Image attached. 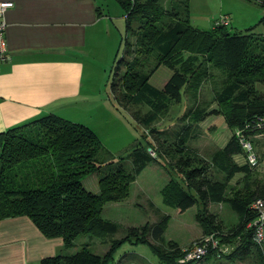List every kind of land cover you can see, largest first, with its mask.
I'll use <instances>...</instances> for the list:
<instances>
[{
	"label": "trees",
	"instance_id": "1",
	"mask_svg": "<svg viewBox=\"0 0 264 264\" xmlns=\"http://www.w3.org/2000/svg\"><path fill=\"white\" fill-rule=\"evenodd\" d=\"M115 2L125 24L121 39L124 52L115 61L110 84L118 111L125 110L126 105L147 107L145 114L133 113L132 118L156 133L151 126L158 116L168 109L170 102L178 103L188 88L199 91L202 81L210 77V69L221 74V88L215 93L217 109L209 113L197 106L187 110L184 120L181 119L187 123L172 132L170 144L163 142L155 147L148 142L146 147L155 150L156 158L147 148L132 150L129 170L124 167L123 158L99 161L97 156L103 147L98 137L82 124L56 115H46L0 133V220L25 216L46 238H61L64 248L72 247L80 236L111 237L118 227L101 218L103 206L125 200L136 177L149 164L163 160L164 168L175 173L179 181H168L160 191L162 202L180 212L196 207V220L203 233L218 232L219 236L215 234L213 238L219 245L236 247L225 254L210 246L201 262L213 256L214 260L223 258L234 263L254 253L250 264H264V253L253 241V228L246 229L257 217L250 204L264 199V182L245 181L241 188L230 185L237 174L243 173L248 179L254 171L247 164L233 162L232 156L243 152L238 141L232 135L225 147L212 156L211 165L222 174L219 179L210 177L209 165L186 146L208 115L222 116L232 131L246 126L250 129L264 117V32L255 34L253 27L244 33L229 32L223 26L201 32L190 24L188 0H176V7L172 1L167 10L161 0ZM259 5L264 10V0ZM258 24L264 27V13ZM129 34L135 38L132 44L127 39ZM149 56L154 66L163 65L172 71L162 89L149 83L153 68L142 70L150 65V59L146 60ZM121 67L124 72L120 76ZM91 174L99 177L97 194L87 191L81 183ZM219 202L227 203L238 215V223L225 235L208 213V206ZM167 223L166 216L155 226L142 228L140 233L136 228L128 229L124 239L112 240L102 256L93 254L84 244L76 254L43 258L39 264H113L116 252L125 243L147 245L160 264H196L178 262L184 252L176 242L164 243L163 250L143 237V233L150 234L154 240L164 242L162 234Z\"/></svg>",
	"mask_w": 264,
	"mask_h": 264
},
{
	"label": "rangeland",
	"instance_id": "2",
	"mask_svg": "<svg viewBox=\"0 0 264 264\" xmlns=\"http://www.w3.org/2000/svg\"><path fill=\"white\" fill-rule=\"evenodd\" d=\"M176 0H161L164 9H169V4ZM100 11L103 14H109L113 18V23L109 22L112 37L100 43L97 47L96 59L93 62L85 63L83 78V92L87 94V101L80 107V110L63 115L68 121L89 128L100 140L103 150L98 154L99 161H108L113 159L117 161L123 158L124 167L129 170L131 167L130 154L135 148H147L148 142H152L155 147H159L163 142L170 144L172 132L183 124L182 117L187 110L197 106L199 109H205L208 113L217 109L215 102V93L221 88V74L219 70L210 69L209 76L200 84L199 91H193L188 88L182 99L178 102H170L168 109L158 116L157 121L151 126L156 129V133H151L150 128H144L138 125L132 118L133 113L145 114L147 107L126 105L125 110L118 111V103L110 89L113 80V69L115 61L119 59L124 52L123 37L125 24L121 17V9L115 0H98ZM261 0H188V16L193 28L201 32H210L213 25L222 16L229 17V32H242L253 27L255 34H262L264 27L258 24L264 10L260 7ZM166 22L167 19L165 18ZM220 27V26H219ZM116 31V36L115 32ZM122 39V40H121ZM128 41L132 44L135 38L129 34ZM116 58V59H115ZM152 57H147L151 63L142 70L146 72L148 68H153L150 73L149 83L157 89H162L172 75V71L163 65L154 66L155 62ZM122 68V67H121ZM150 71V70H149ZM124 68L120 69V76ZM118 80V79H117ZM191 85H193L192 81ZM80 111V112H79ZM79 112V113H78ZM78 113V114H77ZM62 118V117H61ZM204 121L197 126L193 137L186 144L189 152L196 155L203 162L209 165L207 174L212 178L219 179L221 173L211 165L212 156L219 150L223 149L230 137L239 129L230 130L222 116L208 115ZM184 120V119H182ZM188 124L189 121H188ZM194 127L196 125H193ZM160 132V133H159ZM167 133V134H166ZM163 134V135H162ZM145 135V136H144ZM235 137V136H234ZM252 139L253 148L258 156V166L254 168L248 179L243 174H237L231 181L230 185L241 188L247 181L264 182V140ZM160 150V148H159ZM147 152L156 158L155 150L147 148ZM233 162L237 165H246L243 152L232 156ZM168 160V159H167ZM171 163V162H170ZM165 162L159 160V163L149 164L130 185L129 195L125 200L120 202H111L103 206L101 218L115 223L118 227L116 234L111 237L102 238L95 236L89 239L88 236H80L74 241L70 248L57 251V254L73 255L80 251L84 244L88 245L90 251L102 256L109 247L112 240H123L128 229L136 228L140 233L142 228L155 226L160 223L162 217L168 218L167 226L164 229L162 238L164 242L154 240L150 234L144 235L145 240L157 247L165 249L164 243L173 241L178 244L181 250H192L194 244L202 243L206 239L219 236V233L204 234L203 229L196 220V207H191L184 212L166 206L162 202L160 191L165 187L170 179L179 181L175 173L168 172L164 166ZM167 165V163H166ZM166 167V166H165ZM168 167V166H167ZM166 167V168H167ZM244 178H243V175ZM98 175L91 174L81 180L83 187L94 194L98 193ZM247 179V180H246ZM208 213L215 218V224L219 225L220 232L225 235L229 229L238 223L237 213L230 208L227 203L219 202L210 204ZM248 227V225H247ZM246 229H249V227ZM145 230V232H146ZM219 230V229H218ZM144 232V231H143ZM221 244L218 248L224 249L225 254H229L235 246ZM236 248V247H235ZM210 249V245L207 252ZM264 247L260 250L264 253ZM218 253V252H216ZM222 253V252H221ZM255 254H250L243 261L231 263L223 258L208 257L205 262L196 261V264H250ZM183 259V258H182ZM181 260H178L180 263ZM38 264V263H30ZM113 264H160L157 257L151 253L149 247L144 245L123 244L115 254Z\"/></svg>",
	"mask_w": 264,
	"mask_h": 264
},
{
	"label": "crops",
	"instance_id": "3",
	"mask_svg": "<svg viewBox=\"0 0 264 264\" xmlns=\"http://www.w3.org/2000/svg\"><path fill=\"white\" fill-rule=\"evenodd\" d=\"M1 1L13 7L5 13L0 133L80 110L89 101L83 92L85 63L95 61L97 47L112 37L113 18L101 13L98 0ZM60 248L65 250L61 238H46L25 216L0 220V264H39L62 255Z\"/></svg>",
	"mask_w": 264,
	"mask_h": 264
},
{
	"label": "built area",
	"instance_id": "4",
	"mask_svg": "<svg viewBox=\"0 0 264 264\" xmlns=\"http://www.w3.org/2000/svg\"><path fill=\"white\" fill-rule=\"evenodd\" d=\"M12 7L13 3L10 1L0 2V63L7 60V56L5 55L6 44L4 38L6 29L5 13ZM229 23V17L222 16L215 22L213 27L228 26ZM248 128L249 126H246L244 129L237 130L234 136L243 151L247 165L254 169L259 163L258 156L252 145V139H257L258 137L259 139L264 138V117L259 119L250 129ZM245 129L249 131V134H245ZM249 208L257 214V217L248 224V227L253 228V241L262 248L264 247V199H255L250 204ZM209 245L213 249H218L220 247L217 241L211 237L210 239L204 240L202 243L194 244L192 250L186 251L180 262L200 261L207 254ZM220 250L223 252L226 251L224 249Z\"/></svg>",
	"mask_w": 264,
	"mask_h": 264
}]
</instances>
